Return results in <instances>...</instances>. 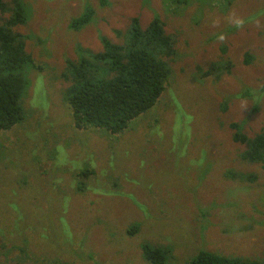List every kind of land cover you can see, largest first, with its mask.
I'll return each instance as SVG.
<instances>
[{"label": "rangeland", "instance_id": "1", "mask_svg": "<svg viewBox=\"0 0 264 264\" xmlns=\"http://www.w3.org/2000/svg\"><path fill=\"white\" fill-rule=\"evenodd\" d=\"M25 1L14 29L45 67L26 72L24 118L0 132V264H153L146 241L175 246L168 264L202 248L264 259V170L240 156L231 125L264 132V0H90L96 18L78 31L84 0ZM156 15L176 37L167 90L120 137L78 129L59 76L67 60L78 44L102 51L101 36L126 42L117 30ZM89 166L92 177L76 176Z\"/></svg>", "mask_w": 264, "mask_h": 264}, {"label": "trees", "instance_id": "2", "mask_svg": "<svg viewBox=\"0 0 264 264\" xmlns=\"http://www.w3.org/2000/svg\"><path fill=\"white\" fill-rule=\"evenodd\" d=\"M107 3L108 0H101L102 5ZM84 4L85 11L78 12L80 14L69 23V27L76 31L93 22L97 15L98 9L93 2L84 0ZM27 20L25 0H0V132L24 118L23 99L31 83L26 72L31 68L41 70L45 67L27 51L28 36L14 29ZM126 31L127 41L124 39L122 43L101 36L102 51L92 52L78 44L79 60L68 59L66 69L59 75L70 81L62 90L63 98L70 105L78 129L104 128L120 137L127 131L131 120L152 108L167 90L173 73L168 58L178 52L176 37L166 30V22L156 15L149 25L143 27L140 19L134 17L126 29L117 30V33L125 38ZM251 53L247 54V63L252 61ZM215 67L214 64L206 67L204 75L207 77L208 69ZM262 92L264 96V84L259 93ZM231 125L236 128L234 139L247 144L240 156L259 164L264 170V132L248 137L242 124ZM228 172H231L228 176L242 181L258 179L255 172L235 168ZM93 173V167L89 166L77 171L76 176L90 178ZM78 186H82L80 182ZM139 225L132 224L130 234L138 233L141 230ZM174 252L175 246L170 243H144V257L153 264H168L174 258ZM186 264H264V259L202 248Z\"/></svg>", "mask_w": 264, "mask_h": 264}]
</instances>
